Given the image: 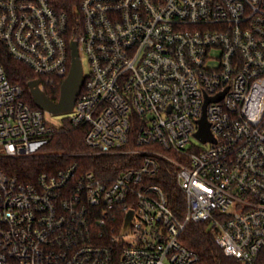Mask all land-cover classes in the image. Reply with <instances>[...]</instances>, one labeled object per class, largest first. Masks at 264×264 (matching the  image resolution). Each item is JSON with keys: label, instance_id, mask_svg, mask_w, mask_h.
<instances>
[{"label": "built area", "instance_id": "2783aa9c", "mask_svg": "<svg viewBox=\"0 0 264 264\" xmlns=\"http://www.w3.org/2000/svg\"><path fill=\"white\" fill-rule=\"evenodd\" d=\"M73 40L89 64L77 155L128 165L30 182L0 169V264H200L181 241L200 222L225 255L264 264V0H0V159L46 156L60 126L10 81L2 46L44 90L68 76ZM204 113L214 141L195 136ZM166 171L183 215L155 181Z\"/></svg>", "mask_w": 264, "mask_h": 264}, {"label": "trees", "instance_id": "16d2710c", "mask_svg": "<svg viewBox=\"0 0 264 264\" xmlns=\"http://www.w3.org/2000/svg\"><path fill=\"white\" fill-rule=\"evenodd\" d=\"M2 60L10 81L24 88L30 104L35 107L28 83L37 78V75L28 66L18 62L9 55L3 46ZM62 83V78H56L55 85H45L44 87L48 97L55 102L60 98ZM84 136V127L75 126L69 118H65L47 147L48 153L46 156L37 158H2L0 159V169L18 175L22 181L30 182L42 172H52L75 161L79 162L85 169L93 170L100 175H117L127 167L126 161L128 158L123 155H77L87 150ZM58 154L62 156H58ZM155 181L164 186L173 209L179 215H183L187 209L186 196L179 188L175 178L166 171L156 177ZM122 220L123 216L119 215L112 225L119 227L122 224ZM181 241L190 250L199 255L200 264H245L234 257L225 255L209 231L206 222L190 224L181 236Z\"/></svg>", "mask_w": 264, "mask_h": 264}, {"label": "water", "instance_id": "95a60500", "mask_svg": "<svg viewBox=\"0 0 264 264\" xmlns=\"http://www.w3.org/2000/svg\"><path fill=\"white\" fill-rule=\"evenodd\" d=\"M84 68L79 56L78 46L76 41L71 42V67L68 76L64 79L60 88V98L57 102L48 97L46 92L40 88V81L33 79L29 81L28 86L34 104L44 110L54 114L72 112L78 95L84 84ZM224 96V93L209 98L206 103L212 100H219ZM200 128L195 133V136L202 142L214 141V137L210 130V123L204 113L199 120ZM133 212H130L125 220L124 232L130 225Z\"/></svg>", "mask_w": 264, "mask_h": 264}, {"label": "rangeland", "instance_id": "374dc122", "mask_svg": "<svg viewBox=\"0 0 264 264\" xmlns=\"http://www.w3.org/2000/svg\"><path fill=\"white\" fill-rule=\"evenodd\" d=\"M83 68H84L85 72L89 71V64L87 61L83 62ZM44 116L49 123H51L55 126H59L62 124V122L65 118H69L71 116V112L54 114V113H51L49 111H45ZM194 143L199 144V143H197V141H194Z\"/></svg>", "mask_w": 264, "mask_h": 264}]
</instances>
